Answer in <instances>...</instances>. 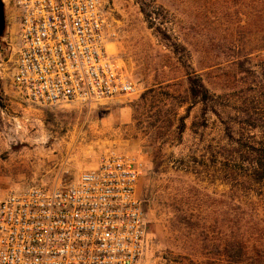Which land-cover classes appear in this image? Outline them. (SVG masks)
<instances>
[{"label": "rangeland", "instance_id": "1", "mask_svg": "<svg viewBox=\"0 0 264 264\" xmlns=\"http://www.w3.org/2000/svg\"><path fill=\"white\" fill-rule=\"evenodd\" d=\"M104 3L106 53L137 93L87 110L31 106L11 87L18 25L11 0H2L0 200L17 189L69 183L106 151L129 155L143 165L136 187L148 232L141 264H216L239 236L250 245L253 224L264 220L260 187L239 186L234 158L261 138L246 123L264 125V0ZM173 43L184 50L175 54ZM188 72L209 89L207 103L192 106ZM261 233L264 241V226ZM261 252L257 264H264V242Z\"/></svg>", "mask_w": 264, "mask_h": 264}, {"label": "built area", "instance_id": "2", "mask_svg": "<svg viewBox=\"0 0 264 264\" xmlns=\"http://www.w3.org/2000/svg\"><path fill=\"white\" fill-rule=\"evenodd\" d=\"M18 48L11 87L31 106L91 110L137 88L106 53L104 0H11ZM142 163L102 153L66 184L33 186L0 200V264H141L147 221L136 197Z\"/></svg>", "mask_w": 264, "mask_h": 264}, {"label": "trees", "instance_id": "3", "mask_svg": "<svg viewBox=\"0 0 264 264\" xmlns=\"http://www.w3.org/2000/svg\"><path fill=\"white\" fill-rule=\"evenodd\" d=\"M142 12L145 18L150 22L151 28H154L155 31L162 36L164 40H169L170 37L163 31L160 25L155 23L152 19L151 14L147 13L142 9ZM5 29V21L3 14V28L0 33V41L3 36ZM175 54H178L179 50L183 49L181 45L173 43L170 45ZM186 84L187 90L191 99L192 106L199 103L205 104L211 100V95L209 89L205 86L201 77L196 75L193 72H188L186 74ZM261 121V119H258ZM258 121H248L247 126L253 130H258L261 138L256 141L255 145H249L247 149L239 155L234 157L235 161L239 162L240 176H239V186H246V189L250 190V187H256L258 185L261 192L260 196L264 201V125ZM238 144H240L238 142ZM240 152V151H239ZM264 203V202H263ZM255 210V209H254ZM264 226V220H257L253 224V229L255 233L252 235V243L247 245L243 236H239L238 240L232 245V248L229 249V244L226 245L224 253L220 255L216 260V264H257L258 260L262 258V233ZM261 233V234H260Z\"/></svg>", "mask_w": 264, "mask_h": 264}, {"label": "water", "instance_id": "4", "mask_svg": "<svg viewBox=\"0 0 264 264\" xmlns=\"http://www.w3.org/2000/svg\"><path fill=\"white\" fill-rule=\"evenodd\" d=\"M3 28V4H2V0H0V33L2 31Z\"/></svg>", "mask_w": 264, "mask_h": 264}]
</instances>
